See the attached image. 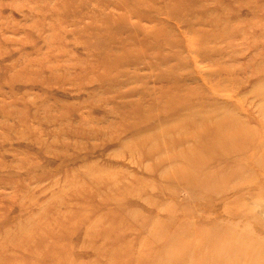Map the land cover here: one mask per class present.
Segmentation results:
<instances>
[{
    "label": "rangeland",
    "instance_id": "obj_1",
    "mask_svg": "<svg viewBox=\"0 0 264 264\" xmlns=\"http://www.w3.org/2000/svg\"><path fill=\"white\" fill-rule=\"evenodd\" d=\"M0 264H264V0H0Z\"/></svg>",
    "mask_w": 264,
    "mask_h": 264
},
{
    "label": "bare ground",
    "instance_id": "obj_2",
    "mask_svg": "<svg viewBox=\"0 0 264 264\" xmlns=\"http://www.w3.org/2000/svg\"><path fill=\"white\" fill-rule=\"evenodd\" d=\"M168 97H169V95H168ZM168 97H167V98H168ZM173 105H176V104H175L173 101H170V100H169V101L167 102V104H166V106L169 107V108H171V109L174 108ZM171 109H169V110H171ZM178 126H180V124H179ZM212 234H213V233H210V235H212Z\"/></svg>",
    "mask_w": 264,
    "mask_h": 264
}]
</instances>
